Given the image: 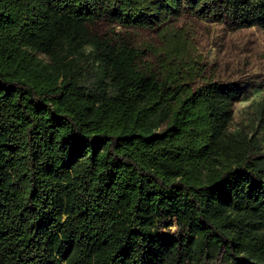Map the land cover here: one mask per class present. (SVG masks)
<instances>
[{
    "label": "trees",
    "instance_id": "1",
    "mask_svg": "<svg viewBox=\"0 0 264 264\" xmlns=\"http://www.w3.org/2000/svg\"><path fill=\"white\" fill-rule=\"evenodd\" d=\"M190 18L264 0H0V264H264V100Z\"/></svg>",
    "mask_w": 264,
    "mask_h": 264
},
{
    "label": "rangeland",
    "instance_id": "2",
    "mask_svg": "<svg viewBox=\"0 0 264 264\" xmlns=\"http://www.w3.org/2000/svg\"><path fill=\"white\" fill-rule=\"evenodd\" d=\"M190 20L197 29L198 49L208 72L217 80L235 82L240 87L232 127L250 126L256 116L254 103L264 100V29L231 31L224 24ZM184 23L182 19L180 25ZM145 37L156 36L150 33Z\"/></svg>",
    "mask_w": 264,
    "mask_h": 264
}]
</instances>
